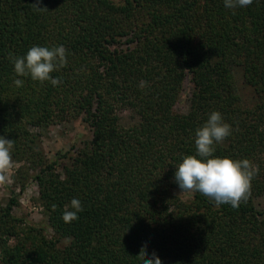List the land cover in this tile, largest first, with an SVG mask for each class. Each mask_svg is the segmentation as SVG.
<instances>
[{
    "label": "trees",
    "instance_id": "1",
    "mask_svg": "<svg viewBox=\"0 0 264 264\" xmlns=\"http://www.w3.org/2000/svg\"><path fill=\"white\" fill-rule=\"evenodd\" d=\"M33 2L0 0V136L14 141L22 179L33 170L54 235L15 217V198L0 201L1 264H142V247L162 264H264V210L254 202L264 197V0L236 9L168 0L164 15L105 0H41L44 10ZM60 45L67 65L51 73L59 85L15 74L10 56ZM238 67L253 106L238 90ZM188 77L189 108L176 113ZM213 111L232 128L213 156L259 167L238 208L176 194V167L196 153L195 130ZM78 118L92 139L65 162L48 160L43 133ZM73 198L83 211L65 223Z\"/></svg>",
    "mask_w": 264,
    "mask_h": 264
},
{
    "label": "clouds",
    "instance_id": "2",
    "mask_svg": "<svg viewBox=\"0 0 264 264\" xmlns=\"http://www.w3.org/2000/svg\"><path fill=\"white\" fill-rule=\"evenodd\" d=\"M253 0H224L228 9L250 6ZM41 0H34L32 6L36 10H44ZM14 64V72L19 77H31L33 81L50 82L53 86L61 83L51 73L67 65V50L63 45L52 48L32 46L24 56H10ZM17 87L23 80L16 79ZM146 82H141L143 86ZM232 134L231 125L224 121L219 111L210 113L207 121L195 130L194 155H186L176 167L175 182L181 192H199L217 206L229 204L238 208L246 202L251 192V182L258 175L259 167L248 159H232L230 157L213 156L215 145L222 143ZM14 141L0 136V185L7 183L8 173L14 167L12 149ZM69 207L72 210H69ZM56 209V205H52ZM83 211L81 202L73 198L70 206L66 205L62 215L65 223L79 219L78 213ZM138 257L142 264H162L160 258L153 253L148 257L146 247H142ZM147 257V258H146Z\"/></svg>",
    "mask_w": 264,
    "mask_h": 264
},
{
    "label": "rangeland",
    "instance_id": "3",
    "mask_svg": "<svg viewBox=\"0 0 264 264\" xmlns=\"http://www.w3.org/2000/svg\"><path fill=\"white\" fill-rule=\"evenodd\" d=\"M105 1H111L116 5L132 6L134 9L140 10L143 13L151 10L153 13L164 15L169 9L168 0H163V2L157 6L153 5L152 0ZM234 74L238 90L246 106H253L257 100L256 94L254 89L247 84L243 69L241 67L236 68ZM193 89L194 87L191 79L188 77L185 81L183 91L174 107L176 113H186L188 111ZM121 116L123 117L124 123L128 124L132 121L131 112L129 110H124ZM34 131H36V133L39 132L37 129H34ZM92 137V128L85 123L82 118L71 119L51 125L49 129L43 133L41 145L48 160L65 162L67 159H65L64 156H67V154L74 155L79 152L80 149L84 147L85 143L89 142ZM20 166V163L14 162V167L8 173L9 179L7 183L0 185V201L5 205L8 200L15 198L18 201V205L14 207V216L21 219L26 225L42 228L47 236L52 237L54 233L49 226L45 210L39 201L38 184L33 180V177H31L34 172L33 170L29 171V174L26 173L25 175L26 179H22L20 174H18ZM15 177H18L20 182L26 183L24 188H22V183L15 181ZM176 194L185 201L192 198V192L177 191ZM254 202L257 209L264 210V197L257 198ZM12 243H14V241H12Z\"/></svg>",
    "mask_w": 264,
    "mask_h": 264
}]
</instances>
